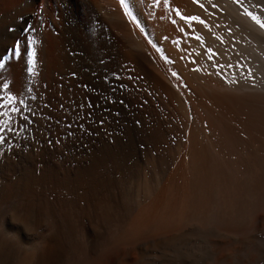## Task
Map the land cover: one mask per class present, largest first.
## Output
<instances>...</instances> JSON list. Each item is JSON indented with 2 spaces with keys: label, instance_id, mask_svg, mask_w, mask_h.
I'll list each match as a JSON object with an SVG mask.
<instances>
[{
  "label": "bare ground",
  "instance_id": "6f19581e",
  "mask_svg": "<svg viewBox=\"0 0 264 264\" xmlns=\"http://www.w3.org/2000/svg\"><path fill=\"white\" fill-rule=\"evenodd\" d=\"M245 9L264 20V0H125L123 7L120 0H0V28L14 22L16 38L21 28L30 25L41 56L37 58L49 76L65 64L80 83L81 97L77 96L83 105L90 97L104 112L118 114L117 145L107 172L92 185L78 187L70 204L55 207L32 196L25 200L17 221L28 225L33 213L42 214L56 226L62 224V233L55 227L59 233L41 238L33 250L14 253L6 247V256L14 253L13 264H63L67 258L64 230L67 236L86 230V235L101 237L99 229L105 230L109 222L114 226L108 235L113 237L98 253L92 251L96 254L90 262L80 264H142L139 256L179 248L194 232L214 236L206 241L214 257L205 264H254L253 258H231L253 243V229L264 216V202L257 199V208H252L260 214L244 204L243 188L250 184L242 188L244 178L239 180L242 174L257 171L253 173L254 155L264 150V29ZM193 16L205 23L182 19ZM14 68L12 78L6 73L4 80H14ZM1 82L0 105L12 108L22 94H18L21 83L9 81L3 90ZM146 169L153 178L143 176L135 188L141 194L138 203L136 197L127 199L123 185ZM252 176L250 188L257 194L264 182ZM128 200L136 205L122 216ZM2 238L0 258L5 256Z\"/></svg>",
  "mask_w": 264,
  "mask_h": 264
},
{
  "label": "rangeland",
  "instance_id": "374dc122",
  "mask_svg": "<svg viewBox=\"0 0 264 264\" xmlns=\"http://www.w3.org/2000/svg\"><path fill=\"white\" fill-rule=\"evenodd\" d=\"M12 24L14 25V22H12ZM12 24L11 22H9L8 24H4L3 27L0 28L1 29L0 30V38H1L0 43H2L0 46L1 47L0 48L1 49L0 50V63L4 64V67L0 68V80L3 81L1 82V86L3 85L1 89L5 90L8 88V86H10L9 81L11 82L10 78H12V76L10 77L9 75L10 73L12 74L14 65L17 64L15 66L16 68H14L16 69V73L14 74L15 76H14L13 81L17 82V84L18 82L21 83L19 86L18 85L17 86H18V89H20L18 90V94H20V92L22 94H20L21 96L19 95L17 96V100L15 101V103L17 104H14L16 106L12 104L11 105L12 108L10 106L8 107L4 106L2 108V106L0 105L1 106L0 107V230L2 231V234L4 233L3 236H1L0 234V238L2 237L4 238V239L2 238V241L4 242L3 245H5L4 247L5 256H3V258H0V264H13V262L16 261V258L15 256H12V255L15 252H17V250H23V249L33 250L41 244V241L43 240L41 238L49 236L50 234L54 232H55L54 234H57L59 233V230L62 229L61 226H59L62 224H59L56 226V223L54 224L53 222L48 220L46 217H44L42 214L33 213L31 218L29 219L28 225L27 224L24 225L21 222L17 221V215L18 216L20 215V210L22 208L21 206L23 205L25 200L28 199L30 196H32L34 198L44 200L45 202H47L48 205L52 204L55 207H57L56 205H59L61 203L70 204L72 200L71 198H73L72 196L75 194V191L77 190L78 187L81 186V188H86V186L88 187L92 185L93 184L92 181L95 178H97L99 175H103L105 172H107L110 169V167L112 166V162H113V155L115 154V149L117 145V136H118L117 130L114 128L115 125L118 124V122H116L115 120V117L118 114L110 110L104 112L102 108L100 109V107H98L97 105L96 106L94 105L95 103L90 97L86 98L85 104L83 105L81 98H79L81 97L79 95L80 89H78L80 87V83L75 79L76 77L75 72L70 70L71 68H67L68 66L64 67L65 64L63 65L64 67L63 68L61 64V66L59 67H60V70L62 71H60L58 68L56 72L54 71L52 73L54 74L52 76H56L54 77L55 79L52 76H49L47 74V68L42 65L43 63L41 62V58H39L40 60L37 58L41 56L40 55L37 56L38 54H40V52L38 53L37 51L38 49H36L38 46H36L37 40L35 39V36H34L35 34L32 33V30L29 31L31 26L28 24L27 26L25 25L23 28L20 29L19 34L15 38L16 29H15V25L13 26ZM4 26H6V28ZM7 28L8 30L6 31ZM9 32L10 34L14 33L13 37L12 35L8 34ZM30 33L31 35H29ZM25 37H28V39ZM5 39H7V41L8 40L10 41V42L8 41L10 43L9 45H7L8 42ZM11 40L13 41L11 42ZM30 41H35V43H30ZM17 42H19L18 48L16 47ZM3 47L4 48L7 47V48L4 49ZM33 53H35L36 57L33 56ZM32 59H34V61H31ZM37 61L38 62L40 61V62L38 63ZM11 63H13L12 67H11ZM20 63L22 66L24 64V66L22 67ZM31 65L32 66L34 65V71H32V73L28 71V68ZM42 68H44L43 71H42ZM25 69H27V71ZM64 71L67 74H65ZM6 73H7V77H10L7 79L9 81L4 80V77H6ZM30 73L32 75L35 74V76L31 77ZM57 74L58 75L62 74V75L58 76ZM64 74L66 76H64ZM72 74L74 75L72 76ZM45 75L46 76L48 75V76L46 77ZM17 76L19 77L17 78ZM44 76L46 77V79H44L45 78ZM49 77L53 78L52 81H51V78ZM69 77L71 78L70 80L72 82L77 81V83H74V82L72 83L71 81H68ZM15 79L17 81H15ZM30 79H34V80H30ZM35 80L37 83L34 82ZM53 80H55V82ZM26 81L28 82L30 81L29 84ZM46 81L49 82V84L53 83L52 85L50 84L51 87L50 85L49 87L47 86L48 84ZM59 81L61 82L64 81V83L63 82L59 83ZM55 83L57 86H60V87H57V86L55 87ZM5 84L7 85V87L4 86ZM68 84L72 86L69 85L70 86L69 87ZM38 85L40 86V88L37 89V87H39ZM43 86L45 87L43 88ZM74 88L77 90H75ZM57 89H59V93H57L58 92ZM61 89L64 92H62ZM39 90H40V93H39ZM26 93L27 95H25ZM73 93H75L74 95L76 96H74ZM69 95H72V96L68 99L67 97H69ZM77 95H79V97ZM52 96L55 99H52L53 98ZM56 96H57V100H56ZM64 96L66 99L64 98ZM59 97H62L61 101L64 103L58 100V99H61ZM73 97L74 98L76 97V98L74 99ZM70 104H72L71 107H70ZM87 104H89V106ZM6 109H9V111ZM93 111L95 112L93 113ZM96 114L98 115L95 116ZM109 115L110 117L108 119ZM263 152L264 150L263 151L261 150L260 152L258 151L256 155H254L256 156V158H258L256 159L254 157V160H256L257 164L259 163L260 165H257L255 163V168L253 171L254 173L257 170L256 172L259 174L261 172V175L263 176L256 174V172L254 174L250 173V175H249V172L248 173L246 172L248 175H246V173H244L245 175L242 174L243 176L241 175L239 179L241 180L242 178L243 180L244 178V182H241L242 188L246 185L249 186V184L250 186H252L251 184V181L253 182L252 175L258 176V177L256 176L254 180L260 179L261 181L259 180V182L262 183V180L264 182V178H262L264 177V173L263 171H261L262 169L264 170V163L262 165V162H264ZM257 154H259L260 156H258ZM259 157H262L263 160H260L261 158ZM258 160L262 162L260 163L258 162ZM258 166L260 169L258 168ZM161 171H163V169H161ZM143 176L145 178L147 177L146 178L147 180H151L153 178L152 173H150V170L146 169L144 171L134 174L129 179V181L125 185H123L122 189H125L124 191L126 192V195L129 193V198L127 199L130 200L131 198L130 196H132L131 199H134V197H136L135 198L137 200L136 203H138L139 199L141 198L140 197L141 194L139 193L138 194L139 196H138L135 192V188L138 186V184L142 182ZM249 180L250 182H248ZM263 184L262 186L261 185L260 186L264 189ZM250 186L249 188L248 187L246 188L244 187L245 189L243 188L244 192H246V190L247 192L244 193L242 190L243 192L242 197L245 194V196L243 197L244 199L243 198L242 199L243 201L245 200L244 201L245 203L244 202L243 203L247 204L248 205L247 207H249V209L251 210L252 208H257L256 206H257L258 200L259 202H264V190L262 191V189L259 186V191L261 190L262 192L260 191V194H259V191H257V194H256L252 190V188H250ZM248 190L252 193L250 194ZM69 198L71 200H69ZM135 199L133 201H135ZM129 200L127 201V206L129 205L130 207L131 206L134 207L136 205L135 202L131 200L133 202L131 205V201ZM127 206L126 208H124L126 209V211L121 212V215L122 214L124 215L126 213L128 214L129 213L128 211H130V209H133L132 207L130 208L129 206H128L129 208H127ZM251 211L256 214H260L259 209L258 210L252 209ZM117 214H120V213H117ZM110 224L111 223L109 222L107 224L109 226L105 225L106 227H104V229L107 232L105 230H102L103 228L99 229L98 233L101 234V237L91 236L88 234L86 235V230H85V234H83L84 232H82V234L81 233L77 234L74 231V232H69V235L72 234L74 236L72 235L67 236L68 231L63 229L64 230L63 235L67 239V248L65 247L67 250V253H66L67 258H64L63 264H77L79 260L80 262L78 264H80L84 260L90 262L89 259L93 258L94 255L98 253L97 252L98 249L101 250L104 247H106L108 239L110 240L111 237H113L111 235H108L110 234L108 230L112 229V226H114L113 222H112V225ZM255 226H258V227L253 229L256 235V238L253 241V243L244 246L243 249L244 248L245 249L238 252V254H236L237 252L233 253L234 255H232L231 258H236V260L238 259L242 260L244 258H253L255 261L254 264H264V216L259 221V223H257ZM55 227L57 228L59 227L58 228L59 230ZM60 231L62 233V230ZM195 233L196 232H194L193 234H190L193 237L189 236L187 237L188 240L185 239L184 240L185 242L183 241L184 243L181 245L182 247L181 246L179 248L175 246L173 247L171 246L172 248L168 247L171 249H168V248H167L168 250L165 249L167 253L165 250L160 251L158 253H152L153 255H150V253H148L149 254L148 255L146 253L145 256L138 257L139 263H142V264H173V263L193 264L194 262H195L194 264H197V263L200 264L201 262H202L201 264H205L206 262L211 263L212 261L211 259H213L214 256L211 253L210 247L207 246L208 245L207 242L210 241V239L213 240L214 236L212 235V233H208V236L210 237L209 239L207 234L203 235L199 233L198 235L197 233L196 235H194ZM102 235H104L105 238H103ZM257 235L259 236L257 237ZM228 240L231 241L230 239ZM189 241L192 243L189 244ZM204 241L205 242L207 241V242L205 243ZM77 243L79 244L77 245ZM183 245L185 246L184 248H183ZM6 247L9 249L13 248L11 250L12 251L14 250L13 251L14 253L10 255L11 257L6 256L7 255ZM76 248L79 249V254L77 252L78 249ZM175 249L179 250V253L178 252L176 253L175 251L177 250ZM169 250L171 251V253ZM92 251H95L96 253H93ZM81 253L84 255H82ZM180 253H183V254H180ZM157 254L160 256H158ZM172 254H174L175 256H173ZM177 254H179L178 257H177ZM85 255L87 257L89 256V258H86ZM90 256H93V257H90ZM166 256H168V258H166ZM179 256L181 259L179 258ZM78 257L83 258V259H79ZM183 257L185 258V260L183 259ZM188 257L190 258L192 257V258L189 259ZM77 259H78V262H77ZM66 261H68V263ZM169 262H173V263H169Z\"/></svg>",
  "mask_w": 264,
  "mask_h": 264
},
{
  "label": "snow or ice",
  "instance_id": "6c2138e0",
  "mask_svg": "<svg viewBox=\"0 0 264 264\" xmlns=\"http://www.w3.org/2000/svg\"><path fill=\"white\" fill-rule=\"evenodd\" d=\"M157 2H159V0H157ZM166 2V0H165ZM240 2L242 3L243 0H240ZM121 6H125V0H120ZM201 7H203V4H201ZM213 7H215V5H213ZM246 14L261 28L264 29V20H261L258 15L253 14L252 12L248 11L247 9H245ZM130 14L129 12H127L126 10V15ZM179 15V13H177ZM182 19H185L186 21L191 20V21H197L201 24H204L205 21L201 20L199 17L193 16V17H182ZM197 40L200 39L199 36L196 37ZM30 43H35V41H30ZM16 47H19V42H17ZM209 52H211V49H209ZM33 56H35V53H33ZM209 58H211V56H209ZM4 67L3 63H0V68ZM220 67H224L223 65H221ZM228 67H232V65H228ZM34 70V65L32 67H29L28 71L32 72ZM173 75H175V73H173ZM5 87H7V85H4Z\"/></svg>",
  "mask_w": 264,
  "mask_h": 264
}]
</instances>
